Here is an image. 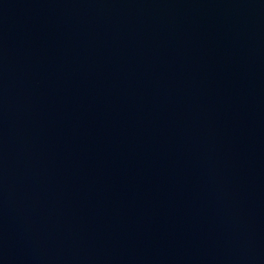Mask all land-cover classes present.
I'll return each mask as SVG.
<instances>
[{
  "label": "water",
  "instance_id": "95a60500",
  "mask_svg": "<svg viewBox=\"0 0 264 264\" xmlns=\"http://www.w3.org/2000/svg\"><path fill=\"white\" fill-rule=\"evenodd\" d=\"M0 264H264V0H0Z\"/></svg>",
  "mask_w": 264,
  "mask_h": 264
}]
</instances>
